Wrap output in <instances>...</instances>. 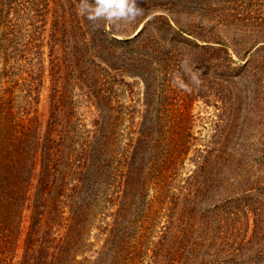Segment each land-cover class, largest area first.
Returning a JSON list of instances; mask_svg holds the SVG:
<instances>
[{"label":"rangeland","instance_id":"1","mask_svg":"<svg viewBox=\"0 0 264 264\" xmlns=\"http://www.w3.org/2000/svg\"><path fill=\"white\" fill-rule=\"evenodd\" d=\"M149 3L136 25L112 6L109 37L88 24L75 43L58 34L57 0H0V102L42 143L14 264L47 167L65 184L57 242L96 197L74 264H264V40L216 17L264 0ZM79 180L90 187L70 199Z\"/></svg>","mask_w":264,"mask_h":264},{"label":"trees","instance_id":"2","mask_svg":"<svg viewBox=\"0 0 264 264\" xmlns=\"http://www.w3.org/2000/svg\"><path fill=\"white\" fill-rule=\"evenodd\" d=\"M57 4L55 26L61 28L58 34L72 36L71 40L75 43L76 37L88 35L90 31L88 24L91 26V33L95 39L102 41V35L109 37L107 25L110 22L109 14L112 6L115 7V11L119 9L129 12L124 19L126 18L128 23L132 22L131 24L134 25L152 15L149 13L152 7L149 0H82L81 2L57 0ZM240 7L241 5H235L217 9L218 22L223 25H233L234 31L238 32L241 31L240 24H242L246 28L247 39L250 36L258 37L252 38V45L264 40V12ZM136 16L140 18L135 22L132 17ZM152 18L153 16L144 23L137 36L144 32ZM164 24L173 29L169 22ZM245 42L240 43L246 44ZM255 45L258 44H254L253 47ZM77 55L80 56V53ZM80 58L83 61V56ZM101 80H104V76H101ZM93 83L95 85V81ZM94 98L98 100V95H94ZM8 108L0 102V264H14L15 255L12 256V253L16 251L15 240H18V235L22 233L23 209L28 201L26 193L32 185L34 176L32 173L36 169V164L33 162V149L42 144L39 143L40 137L36 136L34 129L10 119L11 113H8ZM51 141L50 138H46L47 143ZM52 170V167L46 169V180L42 182V192L38 197V206L41 209L35 210L25 241L23 260L19 264H74L73 253L79 248L77 238L83 232V223L88 219V211L92 203H95L96 197L86 192L87 196H83L84 200L75 207L77 213L73 214V222L70 224V231L74 233V238L57 242L52 235V230L60 220H63L59 197L65 194V184L62 179L60 184L56 183L55 177L53 180L50 179L55 174ZM84 186L90 187L89 180L85 184H80L79 180L71 188L72 194L67 196L70 199L74 198ZM52 193L55 194L54 198L50 196Z\"/></svg>","mask_w":264,"mask_h":264}]
</instances>
